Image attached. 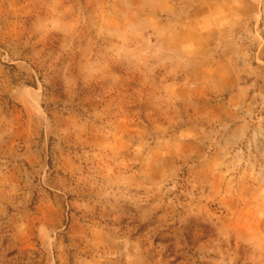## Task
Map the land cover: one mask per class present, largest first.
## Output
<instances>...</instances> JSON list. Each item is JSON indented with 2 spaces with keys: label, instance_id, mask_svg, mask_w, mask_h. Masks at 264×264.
Returning a JSON list of instances; mask_svg holds the SVG:
<instances>
[{
  "label": "rangeland",
  "instance_id": "1",
  "mask_svg": "<svg viewBox=\"0 0 264 264\" xmlns=\"http://www.w3.org/2000/svg\"><path fill=\"white\" fill-rule=\"evenodd\" d=\"M0 264H264V0H0Z\"/></svg>",
  "mask_w": 264,
  "mask_h": 264
}]
</instances>
